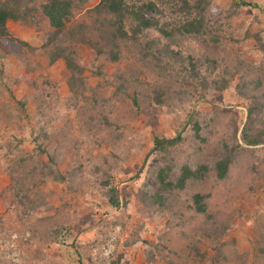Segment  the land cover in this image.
<instances>
[{"label":"rangeland","instance_id":"1","mask_svg":"<svg viewBox=\"0 0 264 264\" xmlns=\"http://www.w3.org/2000/svg\"><path fill=\"white\" fill-rule=\"evenodd\" d=\"M31 1H27L29 6L37 5V0ZM99 1L93 0L85 7ZM149 1L155 3L157 10L144 8L142 16L157 20V27L169 36H163L155 26L142 29L136 40L120 45L119 60L114 63L109 60V47L97 57L86 46L72 47L76 62L84 69L80 77L85 79L87 101L79 96V109L96 99L109 98L114 92L112 86L116 90V74L124 76L123 90L117 98L97 107L107 117L101 127L97 119L86 125L87 116L77 113L80 110L73 106L75 97L66 85L64 61L50 65L41 48L51 30L47 20L38 16L35 25L7 22L9 34L5 41L0 40V264H264V226L256 222L264 211V162L256 167V158L263 159L264 150L252 147L255 149H250L251 156H242L244 167L239 171L234 166L230 184L214 182L212 177L193 183L187 180L182 190H162L154 179V171L163 165L159 156L164 154L157 151L151 134L167 137L161 145L180 135L187 137L185 142L170 147L176 164L205 160L219 136L230 134L234 128L241 142L248 103L232 90L203 92L201 84L205 77L212 81L224 76L225 70L231 73L233 65L251 69V77L264 84V0H244L253 3L254 8L241 6L230 18L227 13L231 0H214L215 23H205L206 33L199 36L178 30L187 17L177 10L178 0H126V4L129 9L130 5L138 9ZM85 14L76 12L73 22H88ZM135 24L129 15L124 28L131 33ZM165 52L172 57H165ZM189 57H203L196 73L189 71ZM180 61H186L182 64L187 67L185 72L177 71ZM98 67L101 74L93 75ZM171 74L179 75L176 84L185 93V105L175 112L167 110V103L175 99L169 98L160 106L152 92L162 76L169 77L166 82L171 81ZM238 80L235 76L232 83ZM41 88L51 96L43 94L44 102L38 110L34 98ZM262 91L263 88L258 89L257 94ZM19 101L26 105L24 110L18 107ZM196 111L200 118L213 120V131H206V144L193 139L189 129ZM17 112L21 113L20 119ZM254 119L263 120L264 113L256 112ZM19 120L26 124L22 129L16 126ZM37 121L45 137L33 143L29 137L34 127L38 136ZM11 136L16 139L9 140ZM19 141L20 147L13 145L10 151V146ZM34 146L56 156L54 169L65 176L63 182L41 174L48 155L34 153ZM30 171L35 172L34 177L28 176ZM179 177L178 169L174 170L173 184ZM104 182H108L107 186ZM126 185L130 206L119 210L95 208V201L104 200L107 189L114 187L121 194ZM157 187L164 200L162 208L141 195L143 189L154 192ZM209 189V210L229 225L224 235L220 231L213 234L210 223L195 211L193 195ZM34 207L36 212L32 211ZM82 221L97 230L94 234L81 233L85 239L79 249L81 255L54 243L51 231ZM261 229L260 246L255 248L250 239L255 241V232ZM79 236H74L76 241ZM92 242L96 244L91 246ZM197 249L205 251L202 261L195 256ZM217 250L221 256H216L219 261H213Z\"/></svg>","mask_w":264,"mask_h":264},{"label":"trees","instance_id":"2","mask_svg":"<svg viewBox=\"0 0 264 264\" xmlns=\"http://www.w3.org/2000/svg\"><path fill=\"white\" fill-rule=\"evenodd\" d=\"M27 1L28 0H0V40L5 41L7 39L6 35L9 34L7 22L9 21L15 23L22 21V24L35 25V21L38 16L46 19L51 30L48 33L49 35L47 43H45V45L41 48L48 55L50 65L60 60L64 61L66 68V73L64 75L66 78V85L69 87L71 95L75 97L73 106L78 109L80 108L79 101H77L78 97L81 96L84 101H87V97L84 92V89H86L84 87L85 79L80 77L84 69L76 62V51L75 49H72V47L75 45L86 46L93 50L96 57L102 54L106 47H109L107 50V53L109 54V60L114 63L119 60V53L117 49L120 47V45H123L127 41L136 40L137 34L142 29H148L155 26L157 31H159L163 36L170 35L162 27H157V20L144 18L142 16L141 12L144 8H153L157 10L155 3L150 1L141 5L138 9L132 7V5H130L129 9L126 4V0H100L97 5L89 8H86L85 5L92 3L93 0H37L35 1L37 2V5L32 7L28 5ZM161 1L164 2L165 0ZM178 1L180 2V6L177 10L179 12H184V14L187 16L185 17L186 21L178 28L180 32L192 36H199L206 33L204 29L205 23H209V21H213L215 23V19L213 18V11H215V9L212 8L214 5V0ZM31 2L34 3L33 0ZM230 5L229 13L226 12L228 18L232 17L241 6L250 9L254 8L253 3L246 2L244 0H231ZM81 11L86 12L85 15L88 19V22H73L76 12ZM129 15L133 16L134 22L136 23L134 27H131V33H128V31L124 28V22ZM71 23L75 24L71 25ZM10 41H14V39H10ZM21 43L24 44L23 42ZM259 46H261L263 49L262 44ZM164 56L167 58L172 57L171 54L166 52L164 53ZM202 59L203 57L200 59L189 57L187 60L189 71L191 70V72L196 73L197 66L199 67L198 63H200ZM181 62L182 61H180V64L178 65L179 69L177 70L179 73L185 72L187 70V67L182 65L186 61H183L182 63ZM211 65H213V68H215L216 63L213 62ZM232 68L233 69H231V73L225 70V75L220 76L218 79L209 81L205 77L201 85L203 92L213 91L215 92L214 94L232 90L235 95L242 97L248 103V107H246L248 116L241 132V142L237 140L236 135L238 130L237 128H234L230 134H223L219 136L217 142L214 143L213 152H210L208 154L209 157L207 156L208 158L205 160H194L191 163L181 160L182 162L180 164H176V159L170 147L185 142L187 137L185 135H180L177 140H169L168 143L161 145V143L167 140V137L164 134L157 137L151 132L153 135L152 140L154 142V146L157 147V151L159 153L164 154L163 157L159 156V158L163 160V165L158 166L154 171V179L159 183V188L162 190H170L173 188L182 190L187 180L193 183L200 180H209L212 177L214 182L224 185L230 184L232 181L231 171H233L234 166L239 171H241L244 167L243 164L245 159H242V156L243 158L244 156H251L250 152L252 149H255L252 147H257L261 148V150H264V119L260 121H257L256 119L253 120V116L256 112L261 111V113H264L263 81L257 77H251L253 74L251 69L244 70L239 65H233ZM261 70L263 71V69ZM95 74H101L99 67L95 69L93 75ZM158 74L160 75L159 72ZM116 75L118 78L116 90L115 87L112 86L114 92L109 98L96 99L98 100V103L96 100L95 102L93 100L94 103L91 105L89 104L88 107H85L83 104L81 105V109H79L80 112L77 110V113L87 116L88 120L86 121V125H90L95 119H97L98 125L101 127L102 124L107 121L106 114L102 111V108L99 107L98 109L97 107L99 105H108L110 100L117 98L119 93L122 92L123 83L125 81L124 76L122 74ZM235 76H238L239 80L237 83L233 84L232 81H234ZM166 78L169 77L162 76L160 85H158L157 88L154 87V91L152 90L154 94L153 99L155 103L159 104L160 106L163 102H167V99L169 98L175 99V101L170 102V104L167 103V110L169 112H175L177 107L182 108V106L185 105L182 100L185 93L182 87L176 84L179 82V75L171 74V81L167 82ZM181 81H183V79H181ZM45 84H47V81H45ZM171 86H173L174 89H171ZM46 87H48V84ZM260 88H263V91L261 94H257V90ZM45 89L41 88V90L35 94L34 102L36 103L38 110H40L39 108L43 101V99H41L43 94L47 95V97L51 96V93H46ZM134 103L138 105L136 98ZM17 105L18 107H21L22 110H24L26 107V105L21 101H19ZM224 110L228 111L227 109ZM233 111L234 110H232V112ZM6 112H9V115H12L10 110H7ZM16 117L20 119L21 113L17 112ZM27 119H29V117ZM235 119L237 118L235 117ZM18 122L19 123L16 126H19L18 128L20 129L24 128L26 125L23 124L22 120H19ZM234 122H236V120H234ZM36 123L38 129L40 126L39 121ZM256 124H259L258 127H256ZM212 126H214L212 119L206 121L200 118L199 112L196 111L189 124V129L192 131V138L198 140L202 144H206V131H209V129L213 131ZM38 132L39 134L37 136L34 127V133H31L29 137L33 143H37L39 141V137H45L42 128H39ZM178 132L179 129H177L175 133L178 134ZM11 139L14 140L16 137L11 136L9 140ZM21 142L22 141L12 144L10 146V151H13L14 146L15 148L20 147ZM242 144H245L248 147H244ZM33 148L37 149H34V153L38 152L37 154L39 155H48V161L46 163H42L40 170L41 174L47 175V177H52L58 182H63L65 176L54 169L56 166V156L46 152L41 146H34ZM201 150L202 149H199V151ZM33 152H31V154H33ZM256 160V167L264 162V158H256ZM176 169H178L180 172V177L177 178V182L173 184L171 181V176ZM32 175H35V172L33 173V171H30L28 176L31 178ZM137 179H142V175H139ZM103 184L107 186L108 182H104ZM131 185H134V183ZM127 187L128 185L121 189V194H119L114 187H110L104 192V200L101 202L94 200L95 205L97 206L95 208L99 209L103 207H111L114 210H119L123 207L130 206V201L127 199ZM141 195L147 199L150 198L148 202L151 201V203L154 205L156 204L161 208L164 206V200L158 190V187L154 192H148L146 189H143ZM210 197V189L205 193L198 192L193 195L192 198L195 211H197L199 214H202L206 221L210 223V226H212L215 230H213V234H215L217 231H220L221 235H224L229 229V225H225L222 221H220V216H217L216 213H213L211 210H209V204L207 200H209ZM24 200L27 201L26 197H24ZM36 208L37 207H34L32 211H35ZM256 222H258L257 224H262L264 226V211L259 214ZM90 226L91 227H88L87 223L83 221L80 222V224L77 223L76 225L70 224L65 228L61 227L58 230L51 231L50 233L52 235L50 236H53L54 243L65 246L67 249H75V254L78 252L79 254L77 255H81L79 249L82 247L85 241L83 234L81 233L87 231L88 233L93 232L92 234H94L97 230L93 224ZM86 227L88 228L85 229ZM262 230L263 229L257 230L255 232V241L250 239V241L255 244V248L260 246L258 244V239L262 235ZM78 233L80 236L76 241L74 236ZM95 244L96 242H92L91 246ZM261 251L262 255H264V249H261ZM215 252V256H213L211 259L213 261H219L221 253L218 250ZM194 253L195 256L199 257V261H202L205 257V251L202 252V250L199 251L197 249ZM216 256L219 257L217 258Z\"/></svg>","mask_w":264,"mask_h":264}]
</instances>
